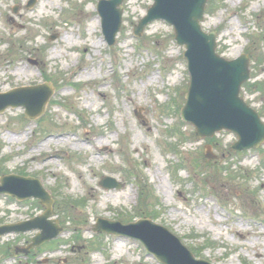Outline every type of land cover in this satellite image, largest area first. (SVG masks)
Segmentation results:
<instances>
[{"label": "rangeland", "instance_id": "374dc122", "mask_svg": "<svg viewBox=\"0 0 264 264\" xmlns=\"http://www.w3.org/2000/svg\"><path fill=\"white\" fill-rule=\"evenodd\" d=\"M28 2L0 0V94L42 84L54 94L35 120L23 107L0 113V178L39 179L54 197L51 219L64 233L28 257L16 249L38 231L7 234L0 264H161L137 240L94 236L99 218L144 217L198 259L264 264V143L233 152L235 133L198 138L181 119L190 82L185 48L164 21L140 38L133 33L153 0H127L112 47L99 0H37L32 9ZM203 29L217 33L226 59L251 58L252 79L241 95L264 121V0H209ZM106 176L123 189L102 188ZM44 212L38 200L0 194V224Z\"/></svg>", "mask_w": 264, "mask_h": 264}, {"label": "water", "instance_id": "95a60500", "mask_svg": "<svg viewBox=\"0 0 264 264\" xmlns=\"http://www.w3.org/2000/svg\"><path fill=\"white\" fill-rule=\"evenodd\" d=\"M154 1L148 14L135 27L134 34L140 37L150 23L164 20L174 26L178 45L186 46L184 56L188 61L191 82L182 110L183 120L196 128L198 138H212L224 130L234 132L239 138L232 146L235 152L259 147L264 142V122L259 113L240 97L243 84L251 78L250 58L241 56L229 61L217 53L216 33H206L201 26L208 0ZM36 2L30 0L28 8ZM124 2L101 0L98 5L103 32L110 46L116 43V36L123 24ZM56 38L53 36L51 40ZM52 95L51 85L20 88L0 94V113L10 107H24L27 117L36 119L45 112ZM207 149L210 152L211 146ZM207 157L215 158L212 154ZM0 183V194H9L19 200L36 198L46 209L42 216L31 221L0 227V237L13 232L41 231L27 248L18 249L17 252L28 255L32 249L41 247L63 232V228L54 226L53 221L49 220L53 215L54 201L39 180L10 175L1 178ZM101 186L105 189L123 187L110 177L103 178ZM94 231L137 239L164 264H211L196 259L175 235L147 218L130 224L99 219Z\"/></svg>", "mask_w": 264, "mask_h": 264}, {"label": "bare ground", "instance_id": "6f19581e", "mask_svg": "<svg viewBox=\"0 0 264 264\" xmlns=\"http://www.w3.org/2000/svg\"><path fill=\"white\" fill-rule=\"evenodd\" d=\"M101 44H102V42H100L97 46L98 47H101ZM138 138L136 137V140H137ZM13 139H11V141H12Z\"/></svg>", "mask_w": 264, "mask_h": 264}, {"label": "trees", "instance_id": "16d2710c", "mask_svg": "<svg viewBox=\"0 0 264 264\" xmlns=\"http://www.w3.org/2000/svg\"><path fill=\"white\" fill-rule=\"evenodd\" d=\"M100 243H102V242H100ZM204 246H206V245L204 244ZM207 246H210V245H207Z\"/></svg>", "mask_w": 264, "mask_h": 264}]
</instances>
